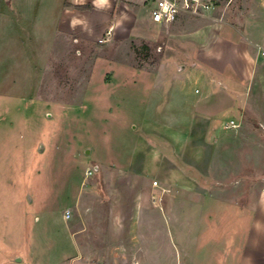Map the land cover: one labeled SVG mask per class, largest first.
Instances as JSON below:
<instances>
[{
  "label": "rangeland",
  "instance_id": "rangeland-1",
  "mask_svg": "<svg viewBox=\"0 0 264 264\" xmlns=\"http://www.w3.org/2000/svg\"><path fill=\"white\" fill-rule=\"evenodd\" d=\"M59 1L0 0V264H221L262 202L264 102L201 78L200 33L230 59L264 0L162 26L142 0L81 6L36 58L27 24Z\"/></svg>",
  "mask_w": 264,
  "mask_h": 264
},
{
  "label": "crops",
  "instance_id": "crops-1",
  "mask_svg": "<svg viewBox=\"0 0 264 264\" xmlns=\"http://www.w3.org/2000/svg\"><path fill=\"white\" fill-rule=\"evenodd\" d=\"M112 3H115V0H106V2L105 0H60L57 2L52 14H46L39 19H32L34 21L27 25L29 26L30 48L34 49L33 51L37 53L35 57L46 60V53L53 49V44L58 36L64 38V34H73L77 30L80 19L79 12L77 11L79 6L91 5V7L105 9ZM263 8L264 6H262ZM259 15L263 14L260 13ZM252 17L254 15H251L249 19ZM247 26L248 23L246 22L245 29ZM207 28L212 30L213 27ZM228 30L227 27L221 25V28L217 29L215 43L218 40L225 41L222 35H224L225 31L228 32ZM231 32L233 35V42L231 43L233 46L232 57L230 59L222 58L221 60L218 59L220 56L217 50L220 46H225V43H217L218 47L210 45L208 43L210 36L207 34V30L200 33L199 50L203 63L200 67L201 78L206 79L208 84L209 82L216 81V79H222L226 83L247 84L248 89L251 87V92H248L251 101L257 99L260 102H264V37L256 36V33L252 30L244 32L245 34L241 33L242 36H239L236 31ZM209 52L216 53L214 54L216 59H213ZM38 54H44V56L40 55L38 57ZM10 95L9 86H6L0 92V96L6 98H9ZM225 129L229 130L230 128L225 126ZM9 131L10 129L7 128V135ZM261 201V203L252 207L253 221L247 225L246 235L242 238L235 236L231 238L230 242L228 241L230 244H233V247L226 250L227 255L221 264H264V191ZM151 211H153L152 208L149 212ZM145 223V219L142 216L136 221H131L129 226L143 227L146 225ZM230 250L232 252H228ZM122 255H125L124 252L120 256ZM76 257L78 260H81L80 253ZM112 258V253H109L108 257H105L107 261L112 260ZM118 259L115 256L114 260ZM214 263L215 261L212 258H209L206 262V264Z\"/></svg>",
  "mask_w": 264,
  "mask_h": 264
},
{
  "label": "built area",
  "instance_id": "built-area-1",
  "mask_svg": "<svg viewBox=\"0 0 264 264\" xmlns=\"http://www.w3.org/2000/svg\"><path fill=\"white\" fill-rule=\"evenodd\" d=\"M131 0H115L126 3ZM222 0H142L148 6L152 20L159 25H171L182 18H208L220 6ZM234 120L227 124V128H236ZM66 219L71 218L67 211Z\"/></svg>",
  "mask_w": 264,
  "mask_h": 264
},
{
  "label": "trees",
  "instance_id": "trees-1",
  "mask_svg": "<svg viewBox=\"0 0 264 264\" xmlns=\"http://www.w3.org/2000/svg\"><path fill=\"white\" fill-rule=\"evenodd\" d=\"M78 8H83V7L79 6ZM84 8H85V7H84Z\"/></svg>",
  "mask_w": 264,
  "mask_h": 264
},
{
  "label": "clouds",
  "instance_id": "clouds-1",
  "mask_svg": "<svg viewBox=\"0 0 264 264\" xmlns=\"http://www.w3.org/2000/svg\"><path fill=\"white\" fill-rule=\"evenodd\" d=\"M105 2H106V0H105ZM73 23H75V22H73Z\"/></svg>",
  "mask_w": 264,
  "mask_h": 264
}]
</instances>
